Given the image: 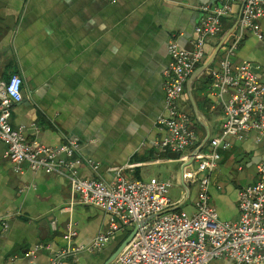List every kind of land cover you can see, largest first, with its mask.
Wrapping results in <instances>:
<instances>
[{
    "label": "crops",
    "instance_id": "1",
    "mask_svg": "<svg viewBox=\"0 0 264 264\" xmlns=\"http://www.w3.org/2000/svg\"><path fill=\"white\" fill-rule=\"evenodd\" d=\"M220 1L0 0V82L14 74L23 81V101L12 110V127L47 147L77 141L73 159L82 160L79 178L111 183L121 173L128 179L171 182L181 189L173 197L181 201L177 210L194 214L198 185L183 182L179 155L155 147L164 135L157 120L166 114L170 41L188 48L200 8ZM242 9V0H235L231 17L223 20L222 37ZM259 24L264 32V19ZM221 38L208 41L198 69L212 59ZM219 57L208 69L217 67ZM236 59L250 63L264 84V39L249 33ZM210 86L208 70L191 85L199 114L188 85L179 102L193 121L198 144L205 147L225 123L222 109L212 107ZM256 140L253 133L219 150L210 205L223 221L239 220V193L258 179L264 140ZM7 150L0 145V264H50L53 254L68 245L67 233H75L74 246H89L108 229L111 216L80 203L67 177L27 166L17 173ZM132 230L125 228L101 250L69 257L64 264H106ZM216 264L235 263L221 259Z\"/></svg>",
    "mask_w": 264,
    "mask_h": 264
},
{
    "label": "built area",
    "instance_id": "2",
    "mask_svg": "<svg viewBox=\"0 0 264 264\" xmlns=\"http://www.w3.org/2000/svg\"><path fill=\"white\" fill-rule=\"evenodd\" d=\"M234 2L221 0L201 7L202 16L190 46L183 48L171 40L168 48L171 62L164 82L166 114L157 120L164 135L155 147L179 155L183 182L198 185L194 214L177 210L181 201L170 198L173 184L168 181L128 179L121 173L111 183L79 178L82 160L73 159L78 142L67 140L52 148L28 140L22 129L11 125L12 110L23 101V81L14 74L0 82V145L7 146V157L15 172L21 173L27 166L32 171L65 176L80 203L98 207L111 216L108 229L89 246H74L75 233L64 235L68 245L53 254L50 264H64L69 257L99 251L123 229H133L146 220L112 264H216L221 259L235 264H264V162L257 165L256 183L239 193L237 222L221 220L210 205L212 174L222 159L219 150H229L233 141L242 142L253 133L257 134V143L264 140V84L250 63L236 59L249 33L264 39L259 24L264 19V0H242L238 25L223 42V20L231 17ZM219 38L217 67L206 70L211 77L212 107L222 109L225 123L220 135L201 148L193 121L179 102L205 59L208 41ZM186 189L188 192L189 187Z\"/></svg>",
    "mask_w": 264,
    "mask_h": 264
},
{
    "label": "water",
    "instance_id": "3",
    "mask_svg": "<svg viewBox=\"0 0 264 264\" xmlns=\"http://www.w3.org/2000/svg\"><path fill=\"white\" fill-rule=\"evenodd\" d=\"M237 25H238V22L234 25V27L228 33H226V35L222 39L223 42H225L229 38V36L231 35V33L236 29ZM216 53H217V50H216L214 56L212 57V59L206 65H204L203 67H201V69H198V71L195 73V75L191 78L190 82L188 83V95H189L190 101L192 102V105L195 108L196 115L199 114V112L197 110V107H196L195 102H194V99H193L191 85H192L193 81L200 75V73H202L203 71H205L206 69H208L210 63L214 60V57H215ZM203 146L204 145H201V148ZM193 156H194V154L191 156V158L189 160V164H191L193 162ZM146 223H147V220L144 221V222H142V223H140V224L135 225V227L131 231L130 235L121 244V246L119 247V249L117 250V252L115 253V255L106 264H112L117 259V257L120 255V253L122 252V250L130 243V241L136 235V233L139 230V228L142 227V226H144Z\"/></svg>",
    "mask_w": 264,
    "mask_h": 264
},
{
    "label": "rangeland",
    "instance_id": "4",
    "mask_svg": "<svg viewBox=\"0 0 264 264\" xmlns=\"http://www.w3.org/2000/svg\"><path fill=\"white\" fill-rule=\"evenodd\" d=\"M180 191H181V189L179 187H172L171 190H170V198L173 200V197L179 196L180 195ZM185 211H187V210L185 209Z\"/></svg>",
    "mask_w": 264,
    "mask_h": 264
}]
</instances>
